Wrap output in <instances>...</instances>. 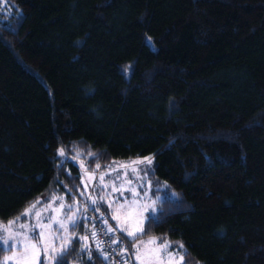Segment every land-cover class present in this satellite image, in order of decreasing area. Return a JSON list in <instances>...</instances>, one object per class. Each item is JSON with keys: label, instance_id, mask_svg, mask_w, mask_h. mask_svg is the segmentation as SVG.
<instances>
[{"label": "trees", "instance_id": "16d2710c", "mask_svg": "<svg viewBox=\"0 0 264 264\" xmlns=\"http://www.w3.org/2000/svg\"><path fill=\"white\" fill-rule=\"evenodd\" d=\"M146 154L176 197L139 236L264 264V0H0V221L54 194L97 212L80 167ZM68 229L63 264H107Z\"/></svg>", "mask_w": 264, "mask_h": 264}, {"label": "rangeland", "instance_id": "374dc122", "mask_svg": "<svg viewBox=\"0 0 264 264\" xmlns=\"http://www.w3.org/2000/svg\"><path fill=\"white\" fill-rule=\"evenodd\" d=\"M145 157L152 161L146 154L110 159L102 169L80 167L82 189L89 192L90 203L98 204L97 212L107 226L118 233L116 237L122 241L124 254L130 256L133 264H183L180 252L168 248L166 241L155 235L139 236L158 201L176 197V191L167 181L153 176V161L149 164ZM27 209L30 211L19 219L0 221V241L11 238V247L0 243L3 249L0 264H41V260L43 264H56L53 249L58 251L68 239H73L68 217H76V201L64 202L54 194L39 209L32 206Z\"/></svg>", "mask_w": 264, "mask_h": 264}, {"label": "built area", "instance_id": "2783aa9c", "mask_svg": "<svg viewBox=\"0 0 264 264\" xmlns=\"http://www.w3.org/2000/svg\"><path fill=\"white\" fill-rule=\"evenodd\" d=\"M77 204L78 225L86 226V232L91 238L94 252L107 264H130L129 258L124 252L118 250V244L113 241L114 231H109L110 228L98 212L89 209L87 198L80 200Z\"/></svg>", "mask_w": 264, "mask_h": 264}, {"label": "snow or ice", "instance_id": "6c2138e0", "mask_svg": "<svg viewBox=\"0 0 264 264\" xmlns=\"http://www.w3.org/2000/svg\"><path fill=\"white\" fill-rule=\"evenodd\" d=\"M146 42L151 45L152 44V41H151V38H146ZM130 67L129 68H126L125 71L127 72L128 70H130ZM57 155L58 156H63L64 155V151L63 149H58L57 150ZM144 160L151 164V159L148 158V157H145ZM99 167V166H97ZM54 199H57V198H54ZM39 200L40 198L37 199L36 203H39ZM32 207H35V204L32 205ZM61 207H63V205H61ZM30 211V209H26L25 210V213H22L21 215H26L28 212ZM17 219H19V217H17ZM68 222L72 225V227H77L78 226V221L76 219L75 216H69L68 217ZM13 223V222H10V224ZM23 227V226H22ZM61 227H63V225H61ZM109 231H112V229L110 228ZM134 233H129V235H133ZM93 236H95V233H93ZM86 239V238H85ZM11 238H9L8 240H3V241H0V243H6L9 245V247H11ZM76 241L73 240V239H68L66 243H64L61 248L57 251L55 249H53L54 252H56V255L54 257V259L56 260V264H63V261H64V257L71 251H74L75 249L72 247V245L75 243ZM88 247L87 244L83 245V248L86 249ZM165 247H167V245H165ZM181 247H183L181 245ZM41 264H43V260H41Z\"/></svg>", "mask_w": 264, "mask_h": 264}]
</instances>
